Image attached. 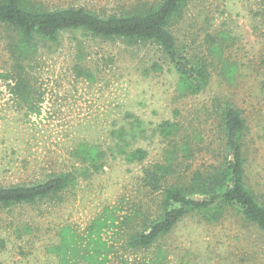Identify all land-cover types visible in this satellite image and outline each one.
<instances>
[{
	"label": "rangeland",
	"instance_id": "obj_1",
	"mask_svg": "<svg viewBox=\"0 0 264 264\" xmlns=\"http://www.w3.org/2000/svg\"><path fill=\"white\" fill-rule=\"evenodd\" d=\"M28 1L42 10L81 7L107 16L156 0ZM262 3L190 0L183 8L170 30L178 44L212 64L207 87L185 97L177 90L178 74L155 45L69 30L55 43L37 42L24 64L30 84L24 100L11 90L12 56L0 27V186L41 182L59 172L78 175L76 185L53 201L0 208V264H92L85 252L95 247L89 240L96 220L106 224L99 233L109 250L104 264H264V234L231 210L214 222L189 214L147 250L127 245L162 199L143 186L142 170L164 163L171 145L182 176L216 164L224 153L219 125L226 103L244 120L247 183L264 201ZM216 44L221 54L210 56ZM126 114L152 128L169 120L179 131L140 143L149 153L141 165L108 157L99 172L79 176L78 146L105 148L112 123H122Z\"/></svg>",
	"mask_w": 264,
	"mask_h": 264
},
{
	"label": "trees",
	"instance_id": "obj_2",
	"mask_svg": "<svg viewBox=\"0 0 264 264\" xmlns=\"http://www.w3.org/2000/svg\"><path fill=\"white\" fill-rule=\"evenodd\" d=\"M189 1L156 0L150 4L132 6L120 14L99 16L81 7L42 10L28 0H0L3 42L12 56L11 71L15 74L12 77L15 81L12 92L24 100L30 94L24 64L36 51L37 42L55 43L64 31L82 30L93 38L155 45L178 74L177 90L180 97L199 94L209 83V67L212 64L207 57H201L189 47L178 44L170 30L173 23L181 19L183 8ZM221 49V44L214 45L209 51L210 56L221 54ZM260 90L264 96V80ZM124 119L122 123H112L105 148L78 146L75 158L84 166L79 176L99 172L108 157L120 158L127 165H141L149 153L140 143L148 142L156 135L165 139L174 137L179 131L178 124L169 120L152 128L149 123L132 114H126ZM219 126L224 153L216 164H210L203 170H188L182 176L178 173L175 145H171L170 150H165L164 163H155L142 170L143 186L150 192L162 194V199L156 214L144 220L143 228L128 237L129 248H151L189 214H201L207 221L214 222L222 218L226 210L234 211L264 234V201L253 193L246 178L242 141L244 120L236 108L226 103L220 108ZM182 151L185 156L189 148L185 147ZM175 172L179 174L176 178ZM77 178L75 172H59L41 182L0 186V208L53 201L75 186ZM104 226L106 224L100 220L94 221L91 226L90 234L94 238H90L89 243H94L95 247L86 250L85 258L92 264H104L107 261L109 250L104 248L99 236ZM4 244L0 238V247H4ZM65 244L70 246L69 243Z\"/></svg>",
	"mask_w": 264,
	"mask_h": 264
}]
</instances>
